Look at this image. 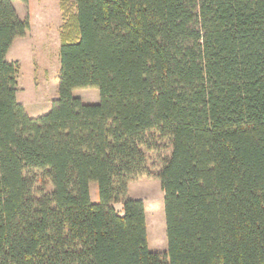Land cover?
Listing matches in <instances>:
<instances>
[{"label": "trees", "instance_id": "obj_1", "mask_svg": "<svg viewBox=\"0 0 264 264\" xmlns=\"http://www.w3.org/2000/svg\"><path fill=\"white\" fill-rule=\"evenodd\" d=\"M74 3L58 97L32 117L6 59L29 22L0 0V264H264V0ZM154 138L163 254L127 196Z\"/></svg>", "mask_w": 264, "mask_h": 264}, {"label": "rangeland", "instance_id": "obj_2", "mask_svg": "<svg viewBox=\"0 0 264 264\" xmlns=\"http://www.w3.org/2000/svg\"><path fill=\"white\" fill-rule=\"evenodd\" d=\"M10 1L19 19L29 22L28 31L19 39L16 37L8 53L9 59L19 63L16 99L39 115L46 112L50 102L58 97V49L63 23L61 0ZM65 3L74 12V0H65ZM72 93L84 103L99 100L95 87L76 88ZM153 143L151 150L142 148L147 172L128 182L127 196L142 199L148 246L150 250L163 254L166 252L163 193L157 174L163 160L170 155L171 146L167 139L154 138ZM48 189L50 186H46ZM89 192L91 200L96 201V183H89ZM113 206L121 211V203L116 202Z\"/></svg>", "mask_w": 264, "mask_h": 264}, {"label": "crops", "instance_id": "obj_3", "mask_svg": "<svg viewBox=\"0 0 264 264\" xmlns=\"http://www.w3.org/2000/svg\"><path fill=\"white\" fill-rule=\"evenodd\" d=\"M21 37V36H20ZM16 38H14V40H15ZM18 39H19V37H18ZM13 40V41H14ZM17 40V39H16ZM12 41V43H11V45H10V47H9V49H8V51H7V53H6V59L8 60V61H12L11 59H9L8 58V53H9V51H10V49L12 48V45H13V42ZM17 93V92H16ZM21 102V101H20ZM21 104L23 105V107H24V109H25V111H26V113L29 115V116H32V117H34V116H37L38 114H36V113H34L29 107H27L25 104H23L22 102H21ZM50 105H51V102H50ZM40 115V114H39Z\"/></svg>", "mask_w": 264, "mask_h": 264}]
</instances>
